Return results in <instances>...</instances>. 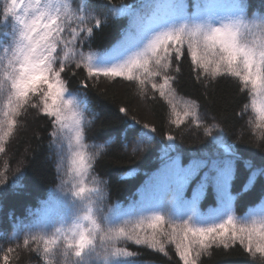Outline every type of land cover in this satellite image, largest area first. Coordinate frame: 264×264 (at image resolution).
Segmentation results:
<instances>
[{"label":"snow or ice","instance_id":"obj_1","mask_svg":"<svg viewBox=\"0 0 264 264\" xmlns=\"http://www.w3.org/2000/svg\"><path fill=\"white\" fill-rule=\"evenodd\" d=\"M119 17L126 18L120 39L111 49L94 50V30ZM182 60L206 87L234 78L245 96L237 115L254 111L247 124L264 142V4L252 11L249 0H0V154L18 118L34 109L50 118L48 147L59 160L60 179L27 223L13 219V238L22 232L23 244L0 245L2 264L21 247L41 264H136L139 254L129 244L165 256L174 245L182 264H203L201 257L214 249L239 246L248 264H264V159L257 164L223 143L220 125L206 124L200 106L177 94ZM74 69L86 72L84 88L88 78L101 76L133 82L141 97L150 88L166 102L170 127L187 122L203 129L222 151L210 147L185 164L179 154L170 155L179 146L169 132L160 167L139 200L127 208L106 206L108 182L94 175L93 166L108 153L104 144L85 143L89 99L83 91L70 92L64 78ZM118 111L128 116V108ZM214 129L220 130L215 136ZM156 132L132 116L120 148L135 143L132 153L142 151ZM7 167L0 172V196L9 187ZM22 178L20 172L13 186ZM213 196L216 206L202 212L201 200Z\"/></svg>","mask_w":264,"mask_h":264},{"label":"trees","instance_id":"obj_2","mask_svg":"<svg viewBox=\"0 0 264 264\" xmlns=\"http://www.w3.org/2000/svg\"><path fill=\"white\" fill-rule=\"evenodd\" d=\"M111 2L118 5L122 0H111ZM123 2L128 3L130 0H123ZM249 2L252 5V11L258 10L261 4H264V0H249ZM121 23L126 24V18L119 17L102 30H94L92 48H108L120 37L119 24ZM74 72V75L69 72L65 76L70 88L79 86L86 77L82 69H74ZM88 82L86 93L91 107L97 114L88 130V136L91 140L104 144L111 140L109 138H114L112 143L105 145L104 151L108 154L102 158L97 157L98 162L93 166L100 177L107 179L108 200L124 198L135 189L141 178L140 174L130 178H124V176L126 174L128 176L132 170L141 172L152 167L160 145L166 142L165 138L169 132L177 137L175 142L185 153L189 150L207 151L209 145H214L210 137L205 136L201 129L194 128L192 125H182L179 128L170 127L168 106L158 93H154L151 89L148 90L146 96L141 97L133 82L120 79L107 81L103 78L88 79ZM174 87L181 97L195 101L200 106V114L206 124L220 125V130L223 132V143H232L242 156H254V162L257 164L264 159V142L256 139V133L247 124V121L252 119L253 111L246 109L243 118L237 115L241 110V105L245 102V96L239 92L238 82L234 78H218L210 87H206L195 79L189 62L182 60L181 73L178 74ZM120 107L129 109L127 117L118 111ZM132 116H135L142 124L147 123L157 129L156 140L146 142L143 150L135 154L132 153L135 143L126 150L120 148L122 130L125 129ZM19 120L21 123L5 144V153L0 154V172L5 171L6 162L9 185L6 192L0 196V208H2L0 217L3 222L8 223L7 212L13 213L10 221L16 231L13 219L18 218L17 221L27 223L31 218L30 212L34 213L36 209H39L42 202L48 200L49 195L60 183L55 167L59 161L48 147L50 120L34 109H29ZM131 133L132 129H129L128 134L131 135ZM216 147L220 149L219 144H216ZM126 169L129 171H125ZM20 172H23V178L17 186H13V181L20 175ZM236 184H239V181H236ZM255 195L257 193L246 197V200L254 199ZM4 233L6 235H3ZM14 233L0 226V245L5 249L9 246L16 247L17 243L22 245L23 233H20L19 239L13 238ZM131 249L139 254L136 264L148 262L182 264L171 247L168 248L169 251L167 250V256L153 252L146 247ZM2 255L3 253L0 252V256ZM10 255L12 256L10 264H41L35 252L25 250L23 247ZM201 260L203 264H248L250 257L241 247L234 246L230 249H214L210 256H202Z\"/></svg>","mask_w":264,"mask_h":264}]
</instances>
